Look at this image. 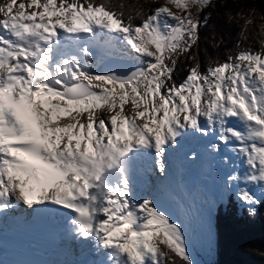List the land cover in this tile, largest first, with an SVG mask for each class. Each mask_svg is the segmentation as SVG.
I'll use <instances>...</instances> for the list:
<instances>
[{
    "label": "snow or ice",
    "instance_id": "obj_1",
    "mask_svg": "<svg viewBox=\"0 0 264 264\" xmlns=\"http://www.w3.org/2000/svg\"><path fill=\"white\" fill-rule=\"evenodd\" d=\"M212 3L134 5L127 18L113 0L0 3V211L58 206L73 234L105 253L101 264H193L182 226L137 195L135 178L137 159L152 154L166 177L169 150L192 134L241 161L223 156L233 163L225 184L254 215L250 186L264 187V46L206 71L197 51L186 78L173 79V57L197 47L210 19L199 13ZM112 56L142 63L94 70Z\"/></svg>",
    "mask_w": 264,
    "mask_h": 264
},
{
    "label": "trees",
    "instance_id": "obj_2",
    "mask_svg": "<svg viewBox=\"0 0 264 264\" xmlns=\"http://www.w3.org/2000/svg\"><path fill=\"white\" fill-rule=\"evenodd\" d=\"M121 2L126 5L125 18L134 5H143L145 10L160 5L159 0H113L116 5ZM241 12L245 15H238ZM249 13L253 23L242 33ZM205 16L210 19L200 29L197 47L177 61L173 77L177 84L186 78L188 69L196 62L188 57L196 56L197 51L196 59L201 70L206 71L210 63L224 62L242 50L259 52L264 46V27H261L264 26V0H213L205 8L202 22ZM140 22V18L133 21ZM216 226L217 255L209 264H264V202L253 215L231 198L227 207L219 208Z\"/></svg>",
    "mask_w": 264,
    "mask_h": 264
},
{
    "label": "bare ground",
    "instance_id": "obj_3",
    "mask_svg": "<svg viewBox=\"0 0 264 264\" xmlns=\"http://www.w3.org/2000/svg\"><path fill=\"white\" fill-rule=\"evenodd\" d=\"M125 58H127V57H125ZM106 59H108V58H106ZM131 60L134 63H142V61H139V60H133V59H131ZM99 64L100 63H96L95 69H94L95 71L100 72L99 71ZM192 136L199 138L197 146H195L193 149H187L183 146H180V151L178 152V153L182 152V159L179 160L181 162L182 170H181V168L178 169L180 171V177H181V171L183 174L182 185L180 186L181 181L180 182L178 181V184L180 187L177 186V177L179 178V175L177 176V168H176L172 172L173 177L169 178V181L166 183V185L164 184L163 186L161 185L159 187L158 183L154 182V185H155L154 188H156L157 193L163 192L164 195L168 199V204L165 206H159V208L164 210L165 212L167 210L166 213L169 214V216L174 221H176L177 223H179L182 226V229H183L185 236H188L190 234L193 238V239L191 238L192 241H194V243H196L195 246H197V244L200 242L201 239L207 240L208 235L209 234L211 235V230L213 229L212 219H211L212 215L209 214V208L207 206H203L201 204V206L198 207L199 212L197 213L196 219L193 222L192 226L194 227V229L191 232L188 228H186L185 223L183 224L180 222V220L182 218H181V215L179 213V209H181L180 208L181 207V204H180L181 201H179V197H182L183 195L187 196L190 193L194 194L195 191H193V189H194L193 183L195 184V180H199L203 177V174H202L203 170L206 172H210V174H212V179H214L216 182L215 183L216 187L213 186L215 188V190H224L218 186L219 181L221 180V181H223L222 184H225L226 176L229 173H231L233 170V163L236 166H240L241 161L239 159H237V157L232 152H230L227 148H222V151L218 154L215 153L214 151H212L210 148V141L214 140L213 137H201L199 135H192ZM201 143H204L205 145L200 147ZM193 153L196 154L195 158H193V156H192ZM225 155L228 156L233 163H230V164L224 163L222 158ZM186 161H188V162H186ZM209 162H211L212 165H209ZM186 165H188L187 168L185 167ZM229 168H230V171L228 170ZM213 172H217L220 177H216L213 174ZM217 173H216V175H217ZM142 187H143L142 183L136 181V193H137V195L139 197H150V196H146V193L148 191H150L151 189L147 190V186H146V190L144 191V193L142 192L143 193V195H142L141 194ZM250 187H251L252 191L254 192L255 197H257V196L261 197L264 194V187H260V186H250ZM156 190H154V191H156ZM172 192L175 194H172ZM176 193H178L179 197L177 196ZM149 194H151V193H149ZM99 264H101V261L99 262Z\"/></svg>",
    "mask_w": 264,
    "mask_h": 264
},
{
    "label": "rangeland",
    "instance_id": "obj_4",
    "mask_svg": "<svg viewBox=\"0 0 264 264\" xmlns=\"http://www.w3.org/2000/svg\"><path fill=\"white\" fill-rule=\"evenodd\" d=\"M7 2V0H0V3H4ZM19 2V0H18ZM160 4H164L167 3V0H159ZM158 4V2H157ZM170 7H172V10L174 12H177V14H181L175 7H173L172 5H169ZM192 12L193 13H197L198 12V6H193L192 7ZM205 10V9H204ZM204 16V11L199 13V19L201 20V17ZM1 18V17H0ZM181 55L179 53L176 54V56L173 57V59H177L180 57ZM171 64V60L168 61ZM105 114H107V112L105 111ZM168 163V174L166 177L161 176L159 174V172L155 169L156 167H154V170L152 171V179L153 182H148L147 183V190L150 191H146V196H151L152 192L155 187L154 182H157L159 184V187L162 185H166V183L169 181V178H172V172L174 170V163H177L178 166H181V162L177 161L176 159H169L167 160ZM209 162V165H212V163ZM186 168L188 167V165L185 166ZM180 169V168H179ZM182 170V168H181ZM230 171V168L228 169ZM208 173V174H206ZM217 172H213V174L216 177H220L219 174ZM203 177L199 180H195V183L198 181H203V182H198L196 184L193 183L194 185V189L193 193H190L189 195H183L182 197H179L178 193L177 196L179 197V201H181V209H179V213L181 215V223H185L186 228H188L191 232L193 231L194 227L193 222L196 219L197 213L198 211V207L201 206V204L203 206H207L209 208V214H211V219H212V227H213V231L211 230V235H208V239H201L200 242L197 244V246H195L196 243H194V241H192V236L189 234L188 236H186V245H187V250L190 254V258L193 261V264H209L211 263L210 261H214L216 255H217V226H216V210L218 209V206L220 203H227V200L230 196V194L232 192H236V187H228L225 189V184H222L223 181H219V187L224 189V190H215L214 187L215 186V180L212 179V174H210V172H206V171H202ZM179 175V178L177 177V186L180 187L183 183V174L181 171V177H180V171L177 169V176ZM211 175V176H210ZM211 178V180H208L210 183H208V185H210L212 189H209L207 187V180H204L205 177ZM178 181L180 182V186L178 184ZM206 181V182H205ZM212 185V186H211ZM146 186L142 188V192L144 193V191L146 190ZM214 186V187H213ZM224 187V188H223ZM215 190V191H214ZM221 192L222 194L225 192V194H223L222 198H219V193ZM224 191V192H223ZM142 193V194H143ZM151 193V194H149ZM148 194V195H147ZM193 195V196H192ZM264 196V194L261 196V198ZM185 197V198H184ZM240 201V200H239ZM200 203V204H199ZM242 204H244L243 202H241ZM198 204V205H197ZM246 207L249 208L248 205L244 204ZM254 207L257 206V204L253 205ZM167 212V210H166ZM169 215V214H168ZM199 215V214H198ZM192 238V239H191Z\"/></svg>",
    "mask_w": 264,
    "mask_h": 264
},
{
    "label": "water",
    "instance_id": "obj_5",
    "mask_svg": "<svg viewBox=\"0 0 264 264\" xmlns=\"http://www.w3.org/2000/svg\"><path fill=\"white\" fill-rule=\"evenodd\" d=\"M141 63L135 64L132 60L124 59V58H116L112 57L105 62H103L99 69L100 71H104L106 69L118 70L122 73H126L132 70L135 66H140Z\"/></svg>",
    "mask_w": 264,
    "mask_h": 264
}]
</instances>
